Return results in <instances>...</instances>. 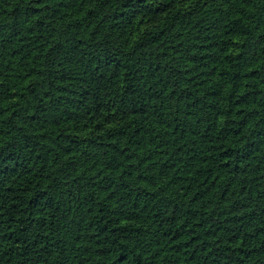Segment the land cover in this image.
<instances>
[{"label": "trees", "instance_id": "trees-1", "mask_svg": "<svg viewBox=\"0 0 264 264\" xmlns=\"http://www.w3.org/2000/svg\"><path fill=\"white\" fill-rule=\"evenodd\" d=\"M0 264H264V0H0Z\"/></svg>", "mask_w": 264, "mask_h": 264}]
</instances>
